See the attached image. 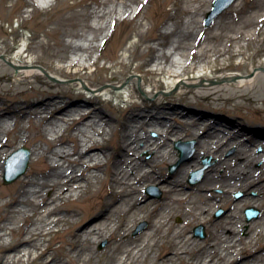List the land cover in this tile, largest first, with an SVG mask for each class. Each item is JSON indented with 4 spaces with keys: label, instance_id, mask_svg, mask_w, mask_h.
Returning a JSON list of instances; mask_svg holds the SVG:
<instances>
[{
    "label": "bare ground",
    "instance_id": "1",
    "mask_svg": "<svg viewBox=\"0 0 264 264\" xmlns=\"http://www.w3.org/2000/svg\"><path fill=\"white\" fill-rule=\"evenodd\" d=\"M142 1L150 0H95V5H85L90 18L87 31L66 33L72 39H62L56 46L42 42L35 48L30 42H14L0 47V55L6 57L7 64L0 61V71H5L0 81L18 86L36 84V91L43 95L42 99L29 104L22 100L4 104L0 95V176L6 173L9 148L26 146L31 133L37 139L33 140L30 150L34 167L15 185L0 192V264H91L96 256L94 245L104 239L114 242L115 246L103 264H144L150 257L152 264L157 261L159 264L264 263V250L260 247L264 240V212L246 230L241 215L248 202L261 205L252 201L253 195L264 197V132L223 129L221 123H209L203 115L191 111L186 112L178 129L165 118L170 113L161 100L130 104L123 110L127 121L117 126L97 105L110 93H117L122 101L134 99L138 96L135 90L130 89L123 95L119 89L112 92L109 88H94L78 81L66 83V77L48 72L58 80L51 81L39 67L37 50H44L51 52L54 59L67 63L51 64L52 69L67 76L86 75L91 66H98L100 58L113 59L103 53L113 32H103L112 22L129 20L137 24L139 40L125 48L128 61L119 64L131 68L134 61L141 60L146 73L153 75L151 81L144 79L143 85L156 84L150 91L164 87L181 95L193 85L216 81L246 86L256 83L263 73L254 71L249 74L252 77L229 73L212 78L205 70L211 57L214 60L245 57L240 49H213L208 42L218 37L214 30L237 28V35L230 37L233 43L254 42L256 36L248 31L264 35V0L237 1L226 16L214 22L210 31L202 29L198 17L205 15V11H201L213 0H185V20L172 25L166 23L165 31L153 36L145 35L150 28L145 32L141 30L143 23L137 20L140 11L133 10L132 5L142 4ZM30 4L50 7L52 0H30ZM133 11L135 16L130 17ZM198 33L201 40L194 44L192 40ZM101 36L103 45L98 43ZM196 61L204 62L202 70L188 75L198 68ZM75 92L82 96L88 93L91 100L71 104L67 100ZM169 110L181 112L174 107ZM161 111L166 115L160 118ZM25 122L29 125L27 129ZM114 130L118 152L111 153L108 137L115 135ZM151 132L158 136L152 137ZM173 135L175 141L197 139L198 160L209 155L218 159L206 171L202 183L188 185L192 165L185 166L178 174L165 175L167 164L177 158L170 142ZM231 146L237 148L236 153L228 156L226 153ZM144 149H150L153 155L148 159L140 155ZM257 163L262 164L260 169L255 168ZM146 183L161 185L165 196L160 203L142 194L141 187ZM99 184L104 186V194L94 191ZM239 191L245 195L240 203L231 199ZM88 192L92 195L91 203L76 207L75 203ZM206 200L214 205L208 206ZM127 203L128 210L138 211L140 218H150L158 210L154 220L148 219L144 233L132 235L136 216H130L123 223L115 219V213ZM95 205L105 207L102 217L94 224L74 228L78 222L76 216L84 215ZM174 205H178L181 208L178 212L186 217L183 225L171 224ZM217 207H226L227 211L221 219L213 220L212 213ZM192 223L208 225L210 232L206 242L189 236L187 226ZM65 226L69 228L65 230ZM55 228L67 235L60 250L50 244L46 246ZM162 246L168 250L159 255L153 252ZM51 251L57 253L50 258ZM191 254L193 258H189Z\"/></svg>",
    "mask_w": 264,
    "mask_h": 264
},
{
    "label": "rangeland",
    "instance_id": "2",
    "mask_svg": "<svg viewBox=\"0 0 264 264\" xmlns=\"http://www.w3.org/2000/svg\"><path fill=\"white\" fill-rule=\"evenodd\" d=\"M216 0H213L208 8H205L201 12L205 11L204 16H199L198 20L201 21V27L203 30H211L214 27V22L227 15V12L236 4L235 1L229 8H227L219 17H217L210 25L207 26L208 14L213 9V4ZM246 2H251V0H246ZM92 4L95 5V0H52V5L46 7L43 4L33 5L30 4V0H0V47L4 46L6 43L11 44L14 42L26 43L30 42L32 45L37 48L38 45L42 42H49L50 45L56 46L60 43L62 39L71 40L72 38L67 37L66 33L76 32V33H85L87 31L86 25L90 22L88 17V10L85 5ZM144 5L143 9L142 6ZM133 10L140 11L137 20H141L143 27L141 30L146 32V36H153L159 32L165 31V25L168 23L172 25L174 22H183L186 18L185 11V0H150L149 2H143L142 4L136 3L133 4ZM134 11L130 14V17H134ZM134 15V16H133ZM137 24L134 21H122L119 23L112 22L108 30L103 33H112L110 40L105 44L103 53L105 56L113 57L112 60H107L106 58H100L98 66H91L87 71V74L84 76H67L61 74L60 72L51 68V64L56 66L66 65V62L58 61L54 59L52 53L44 50H37V54L40 56L39 67L45 72H51L53 75H59L66 77L68 80L66 83L71 82H81L87 86H93L94 88H109L112 92H116L118 89L123 95H127V92L130 89L136 91L138 96L134 99L128 101H122L118 99L117 93H110L105 95L102 98V103H99L97 107L105 112L107 116L112 119V122L120 126L123 122H126L128 116L124 114L123 110L125 107L129 106L134 102L138 103H156L160 101L165 105V109L170 113L167 120L174 124L178 129H181V124L185 120V114L187 111H191L194 114H200L204 116V120L209 123H221L223 129L230 127L229 130L232 131L235 129L246 130L247 132H264V35H255V31H248V33L254 34L256 39L254 42L249 41H240L239 43L230 42V37L237 35V28H222L221 30H214L215 36H218L214 39H211L208 43L213 49H224V48H235L240 49L244 52L245 57H236V58H227L225 60H214L213 57L209 59V64H207V69L205 72H208V75L212 78L219 77L221 75H226L229 73H240L243 76H247L254 71L263 72L260 74L256 83L246 86H240L236 82H221L219 84L202 85L198 83L187 89L183 94L176 95L172 91H166L168 88L160 87L154 91H150L155 87V82L148 83L143 85V80L151 81L153 75L146 73V66H141V60H136L131 65V68H125L122 66L120 61L127 59L128 51L125 50L126 47L131 46L132 44L138 43V37L136 36V31L138 28ZM213 34V35H214ZM201 40V34H196L192 42L197 44ZM100 45H103L104 39L101 36L98 40ZM203 46V45H202ZM146 51V45L143 48ZM138 52V51H137ZM135 51V54H137ZM189 54H191L189 52ZM97 54L94 53V58ZM0 61L6 64V57L0 55ZM197 62V61H196ZM203 61H198L196 65L198 68L192 71H189L188 75L197 74L198 71H201V65ZM10 67V65H9ZM16 70V69H14ZM176 70H180L176 67ZM72 73L74 70H71ZM71 73V72H70ZM5 71H0V76L4 75ZM85 74V73H84ZM112 76H114L112 78ZM47 77V76H46ZM252 77V76H250ZM249 77V78H250ZM108 80H105V79ZM165 80V78L163 77ZM52 81V80H51ZM35 85H26L18 86L11 84L8 81H0V95L2 98V103L11 104L14 101L22 100L25 104L35 102L37 99H42L43 95H39L36 91ZM87 91L88 90H85ZM90 91V90H89ZM62 93H65L61 91ZM66 95V94H64ZM71 98H68V102L71 104L78 102H86L91 100L89 94L81 95L79 92H75L72 95H69ZM82 97V98H81ZM84 97V98H83ZM126 98V97H125ZM110 100V103L106 102ZM92 105H87L90 107ZM176 108V110L181 111L180 113H175L170 111V108ZM122 109V110H121ZM163 110V111H166ZM156 111V110H155ZM160 118L165 116L162 111L159 114ZM223 125V126H222ZM24 126L26 129L29 127L28 123L25 122ZM13 127V126H12ZM222 132V131H221ZM113 133L108 137L110 141L109 152L115 153L118 152L117 146V132L114 130ZM28 135V133H27ZM152 137H157L158 133L151 132ZM30 140L26 146H16V148H9L8 154L6 156L5 162L8 160L9 156L15 153L21 147H27L29 150L32 148V142L36 139V135L31 133L28 137ZM175 135L170 139L171 144L177 152L176 161L173 163H168L166 166V176H171L178 174L187 165H192L189 174H188V185H191L189 179L192 178L193 173H200L203 171L199 183H202L206 171L213 167L217 158L209 155L198 160V141L194 138H188L186 140L181 139L175 141ZM183 142H193V150L188 148L185 153V160L182 164L176 169L172 170L174 166L181 162L182 152L177 147V144ZM236 147L231 146L228 148L226 155L232 156L236 153ZM262 150H258V153L261 154ZM145 158H150L153 153L150 149L142 150V153ZM34 159L30 160L29 167L24 175L19 177L16 181L10 184H5L4 177L5 172L0 176V192L6 190L7 188L15 185L21 178H23L33 167ZM206 162L210 163V166L207 167ZM6 164V163H5ZM262 166L261 163L255 165L256 169H260ZM104 177V173H101ZM142 194L148 199H152L154 202L160 203L165 196V192L162 189L160 184H150L146 183L142 187ZM94 191L105 193V188L102 184H99L94 188ZM220 191V190H219ZM241 194V197L238 198V195ZM245 195L242 191L236 192L232 195L231 199L235 202L244 200ZM252 201L258 202L259 206H255L254 202H248L241 211V215L244 218V229H248L251 223L259 220L264 212L263 203L264 197L262 194L253 195ZM92 201V195L90 192L86 193L79 202L75 203L76 207H86ZM208 206L214 205V202L209 200L204 201ZM204 202H200V205H204ZM128 205V206H127ZM256 208L260 211L258 217L253 218L251 221L248 220L246 210L248 208ZM129 203L123 206L118 213H115V219L119 223H123L125 220H129L130 216H136L137 219L134 223L132 229V235L136 236L141 233H144L146 228L149 225V220H154L157 215L158 210L150 216V218H140V213L138 211L131 210L129 211ZM105 207L102 205H95L93 208H90L84 215L76 216L78 222L74 225V228L79 229L84 226L94 224L98 221L103 213L105 212ZM178 205L173 206L172 212V221L171 224L174 226L183 225L186 222V217L179 213ZM227 211L226 207H217L212 213L213 220L221 219L222 216ZM149 219V220H148ZM188 223V222H187ZM186 223V224H187ZM144 225V226H143ZM199 226H203L205 229L206 236L205 238L198 237L200 242H206L209 236L210 229L208 225L201 223H192L187 227V232L191 237H197L195 234V229ZM69 227L65 226L64 229L67 230ZM144 228V229H143ZM55 228V232L48 237L49 244L53 248L60 250L67 239L66 232H59ZM151 241L150 243H152ZM127 245L129 244L124 243ZM190 245V244H189ZM114 242H111L107 239L100 241L94 245V251L96 256L93 259L91 264H103V262L109 257V254L112 253L114 249ZM125 246V245H124ZM201 245H199V248ZM261 249L264 250V240L260 245ZM45 248V247H44ZM160 248V249H159ZM153 252H156L158 255L164 253L168 250L167 247H159ZM186 248L191 249L192 247L187 246ZM57 251H51V258ZM193 254V253H192ZM190 255L189 258H193V255ZM152 258H148L144 264H152ZM249 264H264L261 262H252L249 261ZM37 264V263H34ZM159 264V261L156 262ZM181 264H185L182 262Z\"/></svg>",
    "mask_w": 264,
    "mask_h": 264
},
{
    "label": "water",
    "instance_id": "3",
    "mask_svg": "<svg viewBox=\"0 0 264 264\" xmlns=\"http://www.w3.org/2000/svg\"><path fill=\"white\" fill-rule=\"evenodd\" d=\"M235 2V0H219L214 5V10L209 14V18L207 21V25H210L214 19H216L224 10H226L230 5H232ZM223 82V81H221ZM215 84H218L215 82ZM182 143L179 144L180 147H182ZM194 143L187 142L183 146H191L193 147ZM182 152H184L183 149H181ZM183 158L184 155H181ZM30 162V151L27 148H22L15 152L10 158H9V167H14V169L9 170L7 176H6V184H10L17 180L19 177L24 175L29 167ZM181 163L176 165L173 170L177 169L180 166ZM198 182V179L196 178V173L193 174V177L190 180V183L192 185L196 184ZM248 219L251 220L254 217H258L259 211L255 209H248L247 210ZM197 236H200L204 238L206 236L205 229L203 226H200L196 228Z\"/></svg>",
    "mask_w": 264,
    "mask_h": 264
}]
</instances>
